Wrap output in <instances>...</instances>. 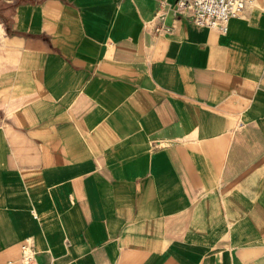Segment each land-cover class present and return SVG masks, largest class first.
Instances as JSON below:
<instances>
[{"label": "crops", "instance_id": "1", "mask_svg": "<svg viewBox=\"0 0 264 264\" xmlns=\"http://www.w3.org/2000/svg\"><path fill=\"white\" fill-rule=\"evenodd\" d=\"M175 1L0 0V264H264V0Z\"/></svg>", "mask_w": 264, "mask_h": 264}, {"label": "built area", "instance_id": "2", "mask_svg": "<svg viewBox=\"0 0 264 264\" xmlns=\"http://www.w3.org/2000/svg\"><path fill=\"white\" fill-rule=\"evenodd\" d=\"M249 1L176 0L172 6H167V9L173 14L187 16L191 22L197 25L207 26L224 32L228 21L240 16ZM163 17L164 15L161 14L159 19L162 20ZM20 264H39L36 260V252L30 238H26L20 244Z\"/></svg>", "mask_w": 264, "mask_h": 264}]
</instances>
